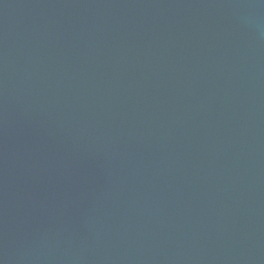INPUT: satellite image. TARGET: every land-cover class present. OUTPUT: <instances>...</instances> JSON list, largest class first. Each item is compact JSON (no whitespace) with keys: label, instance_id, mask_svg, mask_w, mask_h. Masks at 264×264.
Masks as SVG:
<instances>
[{"label":"water","instance_id":"water-1","mask_svg":"<svg viewBox=\"0 0 264 264\" xmlns=\"http://www.w3.org/2000/svg\"><path fill=\"white\" fill-rule=\"evenodd\" d=\"M0 264H264V0H0Z\"/></svg>","mask_w":264,"mask_h":264}]
</instances>
